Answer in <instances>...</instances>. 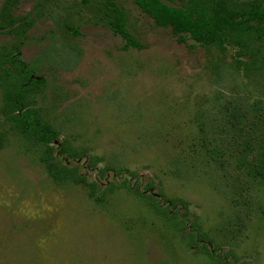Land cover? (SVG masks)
<instances>
[{
    "label": "rangeland",
    "instance_id": "rangeland-1",
    "mask_svg": "<svg viewBox=\"0 0 264 264\" xmlns=\"http://www.w3.org/2000/svg\"><path fill=\"white\" fill-rule=\"evenodd\" d=\"M111 3L141 48H124ZM11 5L27 23L0 46L20 45L56 162L91 185L49 176L0 82V264H264V66L176 41L134 0Z\"/></svg>",
    "mask_w": 264,
    "mask_h": 264
},
{
    "label": "trees",
    "instance_id": "trees-1",
    "mask_svg": "<svg viewBox=\"0 0 264 264\" xmlns=\"http://www.w3.org/2000/svg\"><path fill=\"white\" fill-rule=\"evenodd\" d=\"M14 1L6 0L1 9L0 30L14 31L17 28V31L23 32V25L27 22L20 21L11 14V4ZM134 1L157 26L169 28L176 41L183 42L189 36L199 44L214 46L220 51L232 47L236 49L238 67L257 69L264 66V58L261 60L253 52L264 40V0ZM111 8L113 17L109 19L110 26L124 39V48H141L127 29L120 8L112 3ZM246 56H250L252 60L248 62L244 59ZM32 74L33 71L28 69L27 63L20 56L18 43L8 48L0 46V82L7 118L21 134L45 146L43 163L49 176L57 180L67 179L77 184L91 185L75 167L56 162L52 143L58 137V131L27 104L31 92L39 89L43 83L32 77ZM61 150L70 155V150L63 143ZM91 160L95 162L93 158ZM95 200L99 203L101 197H96Z\"/></svg>",
    "mask_w": 264,
    "mask_h": 264
}]
</instances>
